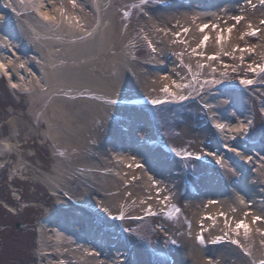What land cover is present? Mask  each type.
<instances>
[{"label": "rangeland", "instance_id": "rangeland-1", "mask_svg": "<svg viewBox=\"0 0 264 264\" xmlns=\"http://www.w3.org/2000/svg\"><path fill=\"white\" fill-rule=\"evenodd\" d=\"M46 2L50 13L53 7H58L78 21L81 33L99 25L94 36L100 34L99 39L92 43L91 67L87 72L97 89L106 92H50L44 71L36 66L32 77L40 82L39 90L45 93V98L38 100L43 94L37 88L32 94L23 93L20 87L9 89L7 81L0 76V264H103L106 254V264H183L181 255L187 251L193 255L192 247L182 244L186 235L201 237L203 243L211 239L207 232L203 233L204 208L193 210L187 205L189 200L198 198L192 191H200L207 203L218 204L220 191L206 187L210 174L220 178L223 187L230 188L231 181L238 182L243 168L228 157L223 159L229 176L222 167L203 159L214 158L215 150L225 147L220 130L215 131L211 124L239 130L244 124L242 120L253 118L251 135L241 140L240 146L233 147L238 155L245 156L250 146L264 139V115L260 112H264V73L251 70L264 66V23H261L264 3L262 0H101L98 13L94 7L96 0H75V6L73 0ZM198 3L202 10L219 7V11L215 17L196 20ZM15 12L14 23L43 30L50 28L49 23L39 21L31 12L22 9ZM237 16L243 17L239 23L234 19ZM204 25L208 27L201 31ZM229 28L231 33L227 31ZM254 30L256 35H248ZM205 36L209 39L201 47ZM218 36L223 37L219 43ZM105 38L107 44L101 43L100 39ZM33 43L29 41L30 45ZM17 45L14 43V47ZM151 45H155L161 56L168 57L165 60L166 64L170 63L166 65L168 70L173 66L178 69L176 74L171 70L160 74L174 87L164 81L157 89L127 87L131 80V83L153 82V77L144 75L146 71H154L151 65L157 57L150 52ZM62 48L56 47L63 51ZM212 56L217 58H208ZM43 57L44 54L36 52V59ZM76 58L86 63L83 54ZM126 68L131 80L124 77ZM241 80H251L252 84L245 86ZM165 87L168 93L163 91ZM228 93L232 96H227ZM153 100L163 102L154 105ZM215 100L239 102L241 107L224 113L229 121L214 122L222 119L221 114L210 108ZM66 102L74 103L73 111L67 110ZM233 118L239 127L231 126ZM202 131L209 133L204 144L197 137ZM144 133L149 134L151 143L143 152L132 151L127 146L120 161L114 160L110 154L113 144L129 139L136 143V137ZM93 142L106 151L102 158L97 148H93ZM255 158L245 170L257 167ZM131 162L136 164L134 172L128 169ZM167 168L175 171L177 178L169 177ZM89 171L91 176L86 175ZM227 176L230 182L225 184ZM260 176L264 182L263 175ZM97 178L99 182L93 181ZM134 179L137 183L131 184ZM145 181L159 184L161 192L169 190L164 197L159 192L154 195L158 201L169 200L165 210L155 209L152 214L132 211L131 208L140 209L137 200L144 196L135 187ZM57 188L63 191V194L57 192L61 204L51 194ZM231 192L235 196L238 191ZM77 195L93 205L80 201ZM244 196L251 205L253 196L242 188L240 201L230 206L234 217L228 215L223 220L229 237L220 238L215 252L206 249L202 257L195 254L192 263L240 264L257 259L255 264H260L264 260V252L257 258L249 250L263 241L264 235L245 238L243 229L239 234L236 232L237 222L246 223V218L253 216L251 209L246 210ZM107 199L113 204L111 208L128 211L98 212L105 209ZM258 211L264 214V201L260 202ZM80 219L85 223H78ZM60 224L80 232L89 230L91 241L87 243L66 234L69 237L66 241L78 248L61 243L63 251L57 253L58 247L51 242L53 236L43 230L46 226L58 230ZM39 228L41 232L37 231ZM99 232L103 233L102 238H95ZM232 240H238L239 245ZM110 247L113 255L108 253ZM74 256L81 257L80 262H75Z\"/></svg>", "mask_w": 264, "mask_h": 264}, {"label": "bare ground", "instance_id": "bare-ground-1", "mask_svg": "<svg viewBox=\"0 0 264 264\" xmlns=\"http://www.w3.org/2000/svg\"><path fill=\"white\" fill-rule=\"evenodd\" d=\"M200 5L198 3L196 8H198V12L196 15V20H201L206 17H215L217 15V12L219 11V7L213 8L212 10L206 9L202 10L200 8ZM203 5V4H202ZM49 4H47L46 0H0V65L3 67H0V76L5 79V77L8 79L9 82V88L16 90V87H20L19 89L22 90L24 93L32 94V91H39V93L43 94V96H39L38 100H42V98H45V93L44 90L41 89L39 90V85L40 82L35 79V77H32L33 75L35 76V69L34 67L39 66L41 70L44 71L45 73V81L47 83V90L50 92L54 93H59L60 91H69V93H85V94H91L95 92H101L104 91L105 89H97V86L91 82L89 79V74L87 70L91 67V47L92 43L95 39L94 38L95 34L98 33L99 31V25L93 28L92 31L88 33H81L82 26L80 23L77 21L75 22L72 17L68 14H64L63 11L58 8V7H53L54 10L52 13L49 12ZM95 10L99 13L101 10V0H96L95 2ZM5 12H4V10ZM26 10L28 11H33L35 12V15L39 19V21H43L45 23L50 24V28H46V30L36 28L33 25L25 26L24 24H21L17 21L18 25L12 21L13 16L16 15V10ZM192 9V8H191ZM9 11V12H8ZM13 11V12H12ZM12 14H11V13ZM14 14V15H13ZM47 15L51 17V19H45L44 16ZM174 17L176 16V13L171 14ZM177 17V16H176ZM178 20H181L178 18ZM153 26V25H152ZM52 28V29H51ZM26 34V35H25ZM162 37H165V33H161ZM161 39L163 40V38ZM99 39V38H98ZM11 41V42H10ZM29 41L34 42L33 45L29 44ZM101 43L107 44L106 38L105 39H100ZM14 43H17L18 45L14 47ZM164 44V41H163ZM56 45V46H55ZM19 46V47H18ZM64 47L63 51L60 49L57 50L56 47ZM18 48V49H17ZM151 53L155 57H157L154 62V65H151V69L154 70L152 71H146L144 75H147L148 77H153L154 80L153 82H134L131 83V79L129 76V71L128 69H123V74L125 75L124 77L128 80H131L130 82L126 83V86L132 87V89L136 88H153L157 89L161 87L162 81L166 85H169L170 87H174V84L171 83V81L166 82L164 79V76H160V74H163V72H173L176 74L178 72L177 68L171 67L170 70H168V66L170 63L168 62L166 64L165 60L166 58L168 59L167 56H161L157 51L155 45H151ZM154 49V50H153ZM36 50V51H35ZM36 52H38L41 55H45V58H39L36 59ZM30 53L32 56H30ZM81 53L85 56V64L80 63L79 60L76 58V56ZM13 54H15V60L16 62L13 61ZM160 55V57H159ZM63 58V59H62ZM65 62V63H64ZM64 64H68L65 65ZM35 65V66H34ZM114 64H112L110 67L113 68ZM170 72V73H171ZM34 78V79H33ZM30 80V81H28ZM22 84H20V83ZM27 82V84L24 83ZM30 82V83H29ZM29 83V84H28ZM39 85H38V84ZM15 85V87H13ZM35 88V89H32ZM60 90V91H59ZM59 91V92H57ZM106 91H104L105 93ZM108 94V93H107ZM231 94H227V96H230ZM86 96V95H85ZM84 96V97H85ZM226 97V95H224ZM232 96V95H231ZM230 96V97H231ZM83 97V96H80ZM217 98V97H215ZM67 110L73 111L75 105L74 103L70 104L67 103ZM55 105L56 102H55ZM106 104L102 106L101 113L104 115L103 112H105ZM240 108L241 104L239 102H228V103H223L220 102V100L214 102L212 106H210L213 111H216L218 114H221L222 119H216L214 122H224V121H229L227 118L228 115H224L228 109H235V108ZM102 115V116H103ZM243 117V116H241ZM246 118V116L244 117ZM231 126L238 124V127L240 126L239 123H237L236 119L233 118L231 119ZM244 124L241 125L239 130H230L227 129L226 127L224 128H217V125L211 124V126L216 130H220L221 136H222V141L225 144L221 150H215L216 155L214 158L212 157H203L205 161L208 163H211L215 166H219V168H223L225 174L230 175V173L224 169L222 161L223 159H226L227 157L234 162H237L239 166L243 167L241 168L239 174H238V182H232L230 183V188L224 185L222 186L221 179L212 176L210 174V178L206 184V187H210L212 191L219 190L220 191V198L218 204L212 203V202H206L204 198L202 197L201 192L199 191H192V194L195 196H198V198H193L188 201L187 205L189 208L196 210L199 208H204L203 211H205L202 215V227H203V233L207 232L208 235L211 237V239L208 242L201 243L199 245V239H196L198 237L185 236V241H182L183 245L191 246L193 251H192V256L188 253H184L181 255V262L183 264H194L192 263L193 256L195 254L201 255L202 257V252L204 250H209L211 251L212 249L214 252L216 251V248L218 247V244L220 241L221 237H229L227 234L229 230L225 229L223 225V220L226 216L230 215L229 217H234V212L230 208L231 205H235L236 201H240L241 196H242V188H245L247 192L253 196V199L251 201V205L249 204V198L247 199L245 196L244 201L245 203L248 204L247 209H251L250 213L253 216H249L246 219L248 220L246 224L249 226V237L252 238H259L260 236L258 234L264 233V219L261 218V222L257 221L256 223H253V219L255 217H261L260 215L263 216L264 214H261L262 212L258 211V208L260 207V202L264 201V182L261 181V175H263L264 178V139L260 140L256 144L252 145L250 148L247 149V154L244 153L245 156L243 155H238L236 152V149H233L232 147L239 145V142L241 141V136H242V131L244 130L246 126L247 120H242ZM212 127L210 129H212ZM109 133V132H108ZM110 134V133H109ZM226 135L229 136L228 139H226ZM198 140L200 142H207L209 138V133L208 131H202L198 133L197 135ZM239 137L240 139L238 140ZM231 138V139H230ZM97 140V139H96ZM233 141V142H232ZM132 143H135L134 139H129L125 141H121L118 145L113 144V152L110 154L114 155V160L120 161V155H124L126 153L125 148L128 146L130 150L132 151H138V152H143V148H145L147 145H150L151 139L149 134L141 137H136V143L131 146ZM203 143V144H204ZM97 143L93 142L92 146L93 148H97L99 152V157L102 158L103 155L105 154L106 151H102L100 148H98ZM223 146V145H222ZM232 146V147H231ZM240 146V145H239ZM220 147V145H219ZM221 148V147H220ZM110 151V150H109ZM231 151V152H228ZM253 151V152H252ZM214 153V151H212ZM249 153V154H248ZM259 155V157H258ZM249 159H247V157ZM256 157V158H255ZM252 158H255L259 164H256V168H253L251 171H247L250 169L245 170V167H249V163H252ZM134 165L135 162H131L130 166L128 169L130 171L134 172ZM236 165V164H235ZM255 167V166H254ZM167 175L172 178H177V174L175 171H171L167 168ZM260 173V174H258ZM263 173V174H262ZM92 172H88L86 175L91 176ZM256 175L258 178L256 179ZM227 176V179L225 180L226 182H230V177ZM260 178V179H259ZM93 181L99 182L100 178H97L96 180L93 179ZM137 181L135 179L132 181L131 184H135ZM104 184V181L102 182V185ZM139 188V190L142 192L141 195L143 194L144 196H141L137 200V204L139 205L140 209L137 208H131L132 211H135L139 214H145V213H152L154 212L153 210L155 209H162L165 210L170 203L169 200H163V201H158L155 199L154 195L156 193L164 195L168 194L169 190L164 189V192H161V188L159 184H154L150 185V183H145L142 186L135 187ZM134 188V189H135ZM54 191L51 192V194L55 197L56 201H58L61 204L60 197L57 195V192H60L63 194V191L61 189H53ZM60 190V191H59ZM231 191H238L237 195L233 196ZM148 196V197H147ZM76 197L79 198L80 201L82 202H89V201H84L82 200L83 198L77 195ZM145 199H148L145 200ZM166 199V198H165ZM115 202V200H113ZM165 201V202H164ZM168 203V205H167ZM91 205L92 203L89 202ZM93 205V204H92ZM105 209L104 210H97L98 212L104 211L105 213H111V212H127V209H120V208H111L112 207V202L111 200L107 199L106 204H105ZM93 207V206H92ZM232 207V206H231ZM97 208V207H96ZM248 211V210H247ZM60 216V215H59ZM198 217V215H197ZM228 217V218H229ZM200 218V215H199ZM198 220V218H197ZM85 223V220L80 219L78 220V223ZM60 229L55 230L51 226H46L44 228L45 233H49L53 236V239L51 242H54V245L58 247L57 253H60L63 251L64 245L61 243H64L65 246H72L73 248H78V246L74 243L67 242L66 240L69 239L67 235L70 236H75L79 238L81 241H86L89 243L92 239L91 235L88 234V231H82L80 232L79 229L76 228H71L68 225H62L60 224L59 226ZM38 232H41V228L37 230ZM67 234V235H66ZM201 234V233H200ZM97 236L95 238H102L103 233L99 232L96 234ZM196 239V240H195ZM96 240V239H95ZM115 246V245H114ZM113 246V247H114ZM116 247V246H115ZM107 248V247H106ZM79 251H82L81 248H79ZM108 253L110 254L112 251V247L108 248ZM250 252L256 253L257 258L261 257L262 253L264 252V240L260 241L257 246L254 249H249ZM53 250H51L52 252ZM105 251V250H104ZM113 255V254H110ZM108 255V257L110 256ZM81 257H76L74 256L75 262H80ZM105 258L103 260V264H106L107 261V254L105 255ZM254 258V255H253ZM201 259V258H200ZM109 260V259H108ZM255 261H241L240 264H255L257 259H254Z\"/></svg>", "mask_w": 264, "mask_h": 264}, {"label": "snow or ice", "instance_id": "snow-or-ice-1", "mask_svg": "<svg viewBox=\"0 0 264 264\" xmlns=\"http://www.w3.org/2000/svg\"><path fill=\"white\" fill-rule=\"evenodd\" d=\"M145 2H146V0H145ZM262 3H264V0H262ZM73 5L75 6V0H73ZM44 18H45V19H51V17H49V16H47V15H45ZM234 19L236 20L237 23H239V22L243 19V17H239V16H237V17H234ZM261 23H264V21H262ZM207 27H208V25H204V26H202V27H201V31H204V29L207 28ZM213 27H215V26H213ZM187 31H188V30L185 29V32H187ZM227 31H228L229 33H231V32H232V28H229ZM248 35H256V31L254 30V31L248 33ZM241 38H242V37H241ZM208 39H209V37H208V36H205V37L203 38V40L200 42V46L203 47ZM222 39H223L222 36H218V37H217V42H218V43L221 42ZM153 50H154V49H153ZM239 50H240V51H247V49H239ZM208 58L214 60V59H216L217 57L212 56V57H208ZM0 67H3V66L0 65ZM201 67H202V65H201ZM250 67H251V66H250ZM251 70L254 71V72H255V71H259V72H261V73H264V66H258L257 68H252ZM213 83H215V81H214ZM240 83L243 84V85H245V86H248V85H251V84H252V81H251V80H241ZM13 87H15V85H13ZM163 91H164L165 93H168V92H169V90H168L167 87H165V88L163 89ZM181 99H184V97H181ZM162 102H163V101H161V100H153V101H151V103H153L154 105H155V104H160V103H162ZM112 103H116V101H112ZM217 127L223 128V125H217ZM150 214H152V213L150 212ZM120 218L122 219L123 217H120ZM260 220H261V217H255V218L253 219V223H256L257 221H260ZM241 229H243V231H244V235H245V238H247V236H248V234H249V226H248L246 223H244L243 221L237 222V224H236V232H237V234H239V231H240ZM262 235H264V233H262ZM198 239L200 240L201 243H203V239H202L201 237H198ZM231 242H232L233 244H237V245H239V241H238V240H232ZM260 264H264V260H262V261L260 262Z\"/></svg>", "mask_w": 264, "mask_h": 264}, {"label": "water", "instance_id": "water-1", "mask_svg": "<svg viewBox=\"0 0 264 264\" xmlns=\"http://www.w3.org/2000/svg\"><path fill=\"white\" fill-rule=\"evenodd\" d=\"M30 12L33 13V14H35V12H33V11H30ZM17 226L20 227V224H18Z\"/></svg>", "mask_w": 264, "mask_h": 264}]
</instances>
